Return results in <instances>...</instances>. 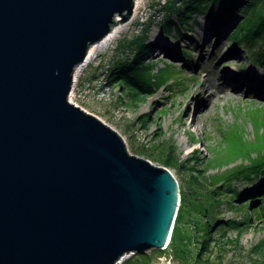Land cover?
<instances>
[{
  "label": "water",
  "instance_id": "1",
  "mask_svg": "<svg viewBox=\"0 0 264 264\" xmlns=\"http://www.w3.org/2000/svg\"><path fill=\"white\" fill-rule=\"evenodd\" d=\"M134 0H0V264H114L165 246L172 174L67 100Z\"/></svg>",
  "mask_w": 264,
  "mask_h": 264
},
{
  "label": "rangeland",
  "instance_id": "2",
  "mask_svg": "<svg viewBox=\"0 0 264 264\" xmlns=\"http://www.w3.org/2000/svg\"><path fill=\"white\" fill-rule=\"evenodd\" d=\"M190 1L146 0L129 28L78 74L80 91L91 85L89 97L74 96L68 101L118 133L130 155L172 174L179 193L187 199L179 236L192 237L196 225L192 222L201 217L205 207L210 217L213 212L216 225L206 252L211 264H264V221L253 210L260 202L256 197L248 203L238 201L237 196L225 191L229 185L234 194L247 185L255 189L254 195L261 186L264 189L259 178L249 184L238 181L244 172L241 170L253 160L264 158V101L255 95L257 92L244 93V88L235 91L237 95L215 88L203 98L208 83L221 72L245 76L249 67L256 69L264 62L254 60L257 43L252 53L233 39L250 0H221L222 6L212 15L208 10L191 12L184 7ZM205 26L210 33L225 30L212 47L203 44ZM139 43L147 47L142 59H136L140 69H135L137 75L149 78V89L143 94L135 85L122 86L120 79H109L118 63L127 67L133 61ZM198 45L201 47L196 51ZM233 51L238 52L236 61L226 60L224 55ZM205 70L209 72L208 83L203 81L201 85L195 77L197 73L205 76ZM102 91L103 96L95 95L101 100L91 98ZM233 222L240 224L238 229L232 227ZM221 224L224 229L219 231L216 227ZM145 255L150 264H168V260L184 264L172 259L168 249H151ZM137 262L131 259L125 264Z\"/></svg>",
  "mask_w": 264,
  "mask_h": 264
},
{
  "label": "trees",
  "instance_id": "3",
  "mask_svg": "<svg viewBox=\"0 0 264 264\" xmlns=\"http://www.w3.org/2000/svg\"><path fill=\"white\" fill-rule=\"evenodd\" d=\"M222 4L223 2H221V0H192L190 2H186V5H184V7L189 8L191 12L193 11V13H198L201 10H208L209 14L212 15L215 8L222 6ZM207 7L209 8L206 9ZM177 14L178 20L180 22H183L184 19L182 18L181 14ZM187 14H190L189 11H187ZM243 14L244 16L238 24L237 31L233 35V39L236 40L238 44L246 46L249 52L252 51L253 48H256L255 50H257V43L258 53H256V55L253 53V51L252 53L255 62L262 63V60L264 59V0H250L247 3V6L244 8ZM240 37H242L243 39L239 40ZM138 48V50H135L136 57L133 59V61L131 63L129 62L127 67L123 66L122 63H118L116 67L113 68L112 71L114 72L111 73L109 79L111 82L120 79V82L118 81V83H121V85H135L139 93L143 94L146 93L149 89V78H144L143 76L137 75L139 74V72L135 69H140V62L136 59H138V57H141L140 59H142V56L147 51V47H143L142 44L139 43ZM135 74L137 76H135ZM121 89L123 88L121 87ZM241 171L244 172L240 173L242 175L238 179V181H245L249 184L259 178V180H262V185H264V158L260 157L253 160L247 168ZM253 190L255 189L247 185L243 191L241 190V192H235L234 194V190H232L231 186L229 185L225 191L230 193L231 197L233 195L237 196L236 199L238 201L245 200L247 203L256 197V201H259L260 203L256 205L255 208L253 207L254 214L258 219H262V221H264V192L260 193L264 189L261 186L258 189V193L256 192L255 195V192ZM179 199L180 201L173 223L171 240L167 247L168 252L171 253L172 259L181 261L184 264H189V262H191V264H211L208 260L206 252L210 246L209 242L210 240H212L211 230L214 225H216V219L214 216L212 217L213 212H211L210 217L208 215L210 211L207 207H205L201 213V217H198L197 220L192 222L196 223V225L194 224L195 230L192 229V237L188 238L184 235V237L179 236L178 231L181 229V218L183 216V213L185 212L184 208L186 206L185 202L187 200L186 195H182L179 193ZM239 225L240 224L235 223L232 225V227L238 229ZM223 226L224 225L221 224L216 228L217 230L221 231L224 229ZM197 228H199L198 232L196 231ZM131 259H136L138 261L137 264L141 262H143V264H150L149 260L148 262L145 261L149 259L145 254H135Z\"/></svg>",
  "mask_w": 264,
  "mask_h": 264
},
{
  "label": "bare ground",
  "instance_id": "4",
  "mask_svg": "<svg viewBox=\"0 0 264 264\" xmlns=\"http://www.w3.org/2000/svg\"><path fill=\"white\" fill-rule=\"evenodd\" d=\"M145 5H146V0H134L132 12H131L132 14H131V17L128 21L122 23V22H119L120 19L118 17L115 18L114 21L115 22L118 21V22L110 27L109 32L101 40L91 44L88 47L86 54H85V57H84V60H83L82 64H80L81 66L79 68H81V70H83L84 67L89 65L91 63V61L97 57L98 53L104 52L106 48H108L116 39H118L119 36L123 32H125L129 28V26L133 23V21L136 19L137 15L139 13V11ZM208 29L209 28L205 26V30H204V34H203L205 39H203L204 40L203 44L207 43L208 44L207 46L212 47L216 43L219 42V40H220L219 38H221L224 35L225 30L222 31L223 30L222 29L221 31H218V32L215 31L216 33L214 31L210 33V31H208ZM209 36L213 37V39L211 41L208 40ZM209 41H210V43H208ZM200 47H201V45H198V47L196 48V51L199 50ZM198 53H200V52H198ZM237 54H238L237 51H233V52H231V54H225L224 57L226 60L228 59L229 61H236L234 59V57L235 56L237 57ZM221 56H223V55H221ZM233 65H236V64L233 63ZM205 72H206V70H205ZM208 73L209 72H206L205 76L197 73L195 79H197V81L199 83H201V85H202L203 81L208 83V76H209ZM215 88L218 90H220V88H221L224 91L226 89H228L231 91V93L233 92V94H236V93H234L235 91L241 92L242 89L244 88V93L255 94V92H257L258 94H255V95H259L260 100L264 101V62L262 64H260V67H257L256 69L255 68L252 69L251 67H249L245 76H243L242 74H240L238 76H233V75H229V73L227 74V73L221 72V75L217 79H215V81H211L208 83V89H206L204 91V94L202 93L203 98L208 97V95H211V92H209V91H212ZM208 92H209V94H208ZM199 96L202 97V95H200V94H199ZM69 101L71 102L70 99H69ZM199 102L202 103V100H199ZM203 102H204V100H203ZM85 113H87V112H85ZM87 114H89V113H87ZM176 214H177V212H176ZM172 229H173V227L171 228L170 234H169L168 239L166 241V244H165L166 248L168 247L170 240H171Z\"/></svg>",
  "mask_w": 264,
  "mask_h": 264
},
{
  "label": "built area",
  "instance_id": "5",
  "mask_svg": "<svg viewBox=\"0 0 264 264\" xmlns=\"http://www.w3.org/2000/svg\"><path fill=\"white\" fill-rule=\"evenodd\" d=\"M80 64H82V63H80ZM80 64L77 65L76 67H74V69H73V73H72V83H71V88H70V92L68 94L67 100H68V98L70 100H72L74 96L75 97L76 96L77 97H81L82 99H85V98H88L89 97V93H90V89L89 88H90L91 85H89V84L86 85L82 91H80L79 86L77 85L78 74L82 71L81 68H79L81 66ZM108 83H110L109 80H108ZM108 83H106V84H108ZM96 93L93 94L91 96V98L94 97L96 100H101V99H97L95 97V95L100 97V96H103L104 92L102 91L101 93H97V94ZM81 110H83V109H81ZM114 113L117 115L119 113V108H117L116 111H114ZM179 201H180V199L178 200V202ZM166 249L167 248L165 246L162 248V250H166ZM134 255L135 254L133 252L125 253L118 260H116L114 262V264H125L128 260H130L132 257H134ZM159 259H161V258H159ZM163 261H165V259H163ZM167 262H168V264H172L171 261H169V260Z\"/></svg>",
  "mask_w": 264,
  "mask_h": 264
},
{
  "label": "clouds",
  "instance_id": "6",
  "mask_svg": "<svg viewBox=\"0 0 264 264\" xmlns=\"http://www.w3.org/2000/svg\"><path fill=\"white\" fill-rule=\"evenodd\" d=\"M174 223V222H173Z\"/></svg>",
  "mask_w": 264,
  "mask_h": 264
}]
</instances>
